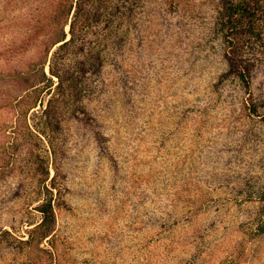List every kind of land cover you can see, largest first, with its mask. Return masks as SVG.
<instances>
[{
  "label": "rangeland",
  "instance_id": "374dc122",
  "mask_svg": "<svg viewBox=\"0 0 264 264\" xmlns=\"http://www.w3.org/2000/svg\"><path fill=\"white\" fill-rule=\"evenodd\" d=\"M53 1L0 0V50L16 47ZM126 9V43L111 41L117 19L107 10L88 26L82 17L83 50L58 60L73 70L89 58L94 125L63 108L66 128L50 145L17 135L0 112V264H264L254 230L264 218V121L249 115L237 81H218L227 69L220 1L131 0ZM257 57L250 87L264 114V52ZM40 108L22 120L33 125ZM37 156L56 212L46 238L32 232L47 196Z\"/></svg>",
  "mask_w": 264,
  "mask_h": 264
},
{
  "label": "trees",
  "instance_id": "16d2710c",
  "mask_svg": "<svg viewBox=\"0 0 264 264\" xmlns=\"http://www.w3.org/2000/svg\"><path fill=\"white\" fill-rule=\"evenodd\" d=\"M130 1L54 0L52 9L44 8L38 12V16L43 15V18L31 27L32 30L34 29L31 35L29 33L32 30L21 39L16 47L0 50V112L9 117L11 122L12 118L14 119L13 127L17 135H27L30 142L33 141L32 138L44 136L50 145H53L52 141L66 128L64 124L66 110L63 108L68 109L66 111L68 119H75L82 126L94 125V117L84 103L88 92V85L85 86L84 81L90 71L84 65L89 62V58L86 61L79 60L73 70L66 69L65 66L59 68L58 60H64L60 54L66 52L67 48L79 46V51L83 50V47H80L83 33L79 30L82 17H84V22H82L84 26L87 21H90L91 16L94 19L100 16L108 19L107 10H110L117 19L113 26L115 29L111 28L114 33L113 35L111 33V41L119 46L126 43L128 33L123 27V18L126 17V6ZM219 1L221 11L216 18L215 29L222 42V56L227 63V69L219 76L218 81L222 83L229 78L237 81L248 94L245 107L249 115L260 117L264 121V114L254 102L250 87L254 70L258 65L257 53L264 52V0ZM85 5L95 8L96 11L91 13V11L84 10ZM113 5L115 9L111 10ZM49 16L53 18L56 16L55 20L48 18ZM112 22L113 20L109 18L107 22L109 27ZM67 25H69V38L65 31ZM53 48L55 49L49 59ZM99 52L94 58L97 61V67L103 64ZM29 53H32L31 57ZM59 55L61 57H58ZM46 66L49 67L48 71ZM54 77L57 79L56 82L53 80ZM69 104L71 107L68 106ZM74 104L76 105L72 107ZM37 106L41 108L33 114L35 123L31 125L23 121L22 118L28 116ZM33 163L40 174V182L44 185L49 174L46 161L37 156ZM50 185L52 188L55 187L52 180ZM43 189L47 196L36 208L41 218L32 232L39 231L41 238H46L54 229L56 212L52 189L47 185H44ZM259 200H264V190ZM255 225L256 233L264 235V218H259ZM31 237L32 235L25 241L26 244L32 243L33 238Z\"/></svg>",
  "mask_w": 264,
  "mask_h": 264
}]
</instances>
